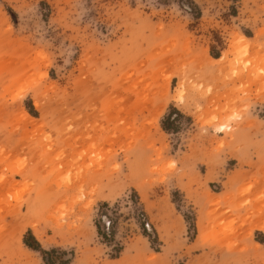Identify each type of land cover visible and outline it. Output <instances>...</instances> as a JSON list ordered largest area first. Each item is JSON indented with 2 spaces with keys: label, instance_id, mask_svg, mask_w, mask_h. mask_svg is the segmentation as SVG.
Wrapping results in <instances>:
<instances>
[{
  "label": "rangeland",
  "instance_id": "obj_1",
  "mask_svg": "<svg viewBox=\"0 0 264 264\" xmlns=\"http://www.w3.org/2000/svg\"><path fill=\"white\" fill-rule=\"evenodd\" d=\"M0 264H264V0H0Z\"/></svg>",
  "mask_w": 264,
  "mask_h": 264
},
{
  "label": "trees",
  "instance_id": "obj_2",
  "mask_svg": "<svg viewBox=\"0 0 264 264\" xmlns=\"http://www.w3.org/2000/svg\"><path fill=\"white\" fill-rule=\"evenodd\" d=\"M106 235V234H105ZM35 239V238H34ZM24 244L28 247V248H30V249H33V250H36V251H40L41 252V250H40V246H39V244H38V242L35 240V244H31L30 242H28V240L27 239H25L24 240Z\"/></svg>",
  "mask_w": 264,
  "mask_h": 264
},
{
  "label": "bare ground",
  "instance_id": "obj_3",
  "mask_svg": "<svg viewBox=\"0 0 264 264\" xmlns=\"http://www.w3.org/2000/svg\"><path fill=\"white\" fill-rule=\"evenodd\" d=\"M243 39H244V38H243ZM244 40H245V39H244ZM225 128H226V127H224V126L221 127L222 130L225 129Z\"/></svg>",
  "mask_w": 264,
  "mask_h": 264
}]
</instances>
